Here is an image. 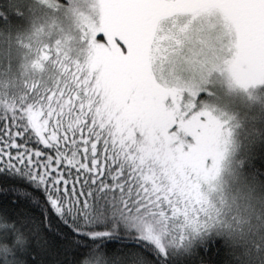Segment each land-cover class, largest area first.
I'll return each instance as SVG.
<instances>
[{
	"label": "snow or ice",
	"instance_id": "1",
	"mask_svg": "<svg viewBox=\"0 0 264 264\" xmlns=\"http://www.w3.org/2000/svg\"><path fill=\"white\" fill-rule=\"evenodd\" d=\"M257 166L264 0H0V264H264Z\"/></svg>",
	"mask_w": 264,
	"mask_h": 264
},
{
	"label": "trees",
	"instance_id": "2",
	"mask_svg": "<svg viewBox=\"0 0 264 264\" xmlns=\"http://www.w3.org/2000/svg\"><path fill=\"white\" fill-rule=\"evenodd\" d=\"M259 151V148L257 149V152ZM249 174H255L258 181L261 183H264V169H260L258 166L255 168H249L248 169ZM255 195L257 196H264V187L257 186ZM259 207V206H258Z\"/></svg>",
	"mask_w": 264,
	"mask_h": 264
}]
</instances>
